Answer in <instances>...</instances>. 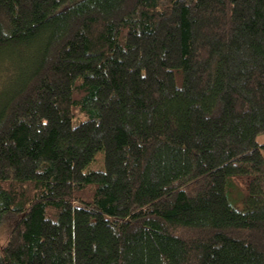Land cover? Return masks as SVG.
Segmentation results:
<instances>
[{
	"label": "trees",
	"instance_id": "trees-1",
	"mask_svg": "<svg viewBox=\"0 0 264 264\" xmlns=\"http://www.w3.org/2000/svg\"><path fill=\"white\" fill-rule=\"evenodd\" d=\"M260 134L264 0H0V264H264Z\"/></svg>",
	"mask_w": 264,
	"mask_h": 264
},
{
	"label": "rangeland",
	"instance_id": "rangeland-1",
	"mask_svg": "<svg viewBox=\"0 0 264 264\" xmlns=\"http://www.w3.org/2000/svg\"><path fill=\"white\" fill-rule=\"evenodd\" d=\"M12 67L14 68L13 65H12ZM257 141L259 143H264V134L258 135ZM103 159H104L103 153L98 154V156L95 159V162L89 166V169H95V170L102 169L103 168ZM11 227H12V224L9 221L4 222L0 226V250H2L4 248V246L6 245V243L8 241V237L10 234Z\"/></svg>",
	"mask_w": 264,
	"mask_h": 264
}]
</instances>
